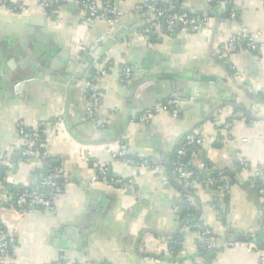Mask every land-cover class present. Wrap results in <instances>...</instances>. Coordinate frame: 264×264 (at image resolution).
Listing matches in <instances>:
<instances>
[{"label":"crops","instance_id":"1","mask_svg":"<svg viewBox=\"0 0 264 264\" xmlns=\"http://www.w3.org/2000/svg\"><path fill=\"white\" fill-rule=\"evenodd\" d=\"M16 1L34 12L17 14L0 6V170H6L7 159L16 164L20 158V125L46 123L52 132L48 159L68 184L50 213L24 218L1 213L16 238L13 264H54L62 255L78 264H264V249L257 244L264 239V198L252 181L257 170L264 176V62L249 52L227 60L218 52L242 30L260 32L264 46V0H237L235 19L226 0L214 7V0H183L181 10L210 17L209 31L196 34L179 25L173 32L154 30L150 12L134 11L146 3L173 6V0H113L127 12L116 26L104 17L84 23L78 0H60L54 16L38 11L41 0ZM119 28L129 35L100 48L105 53L100 58L95 50ZM126 65L147 79L133 90L132 81L122 77ZM97 76L104 97L92 122L86 82ZM191 77L201 79L199 97L183 101L178 116L161 111L145 124L129 120L172 96L188 100ZM22 78L28 83L15 92ZM108 121L104 129L96 123ZM195 131L204 148H190L192 162L210 168L200 169L189 201L194 219L217 244L206 259L198 251V230L181 218L189 191L166 166L156 173L114 156L124 142L130 157L166 162ZM241 160L251 164L249 171L241 170ZM95 161L108 163L112 176L133 181V187L91 183ZM45 167L44 160H25L13 185L36 186ZM218 171L230 177L229 193L209 186ZM227 229L242 238L263 235L224 246ZM173 242L182 246L176 255L168 251Z\"/></svg>","mask_w":264,"mask_h":264},{"label":"built area","instance_id":"2","mask_svg":"<svg viewBox=\"0 0 264 264\" xmlns=\"http://www.w3.org/2000/svg\"><path fill=\"white\" fill-rule=\"evenodd\" d=\"M85 11V17L83 22L88 24L92 20L98 17L107 18L110 26H116V23L127 15V12L120 10L114 4L113 0H78ZM183 0H173V6H163L155 3H146L135 7V12H150L154 21L151 23V27L154 30H160L161 27H165L169 32H173L174 26L179 25L184 28L190 34L203 33L209 31L210 17L207 15H196L185 12L181 9L177 10L181 6ZM232 7L230 9L231 19H235L238 16L236 8L237 0H226ZM60 3V0H41L38 11L43 14H49L54 16L56 14V7ZM0 6L5 10L11 11L17 14L30 15L34 11L25 7L16 0H0ZM222 14L221 11H217ZM262 34L247 33L242 30L240 33L233 36L224 48H218V52L224 59H229L232 55L249 52L256 55L264 62V46L261 43ZM123 80L130 83L133 80L134 70L130 66H123L121 68ZM105 72L101 75L104 76ZM97 78H91L86 82L87 93V106L86 114L90 121H96L95 108L102 101L104 94L97 88ZM180 99L177 96H172L166 101L157 104L155 107L147 109L140 114H134L130 117L132 123L145 124L150 122L154 116L161 111L170 112L173 116H178L180 112ZM243 113L238 112L237 117H242ZM101 129L106 128L109 125L108 122H96ZM60 125V121L52 124L53 130ZM226 128L229 125L226 124ZM21 155L18 162L15 164L7 159L5 161L6 170L4 176L0 178V264H13V255L16 249V238L13 233L9 231L7 222L2 217L3 211L17 212L21 217H26L35 212L50 213L53 211L56 199L62 194L64 187L68 184L62 171L59 167L46 163V175L39 179L36 186L26 185L24 189L20 191H12V185L18 166L28 159L46 160L49 157L48 150L50 146L52 132L49 130V126L46 123H40L34 127H30L25 124L20 125L19 130ZM234 142L236 140H233ZM246 142L247 140H242ZM188 147L194 150H201L204 148V139L198 132H191L187 134L184 147L178 151V156L184 155L185 148ZM126 143L119 145L115 157L126 160L128 163L133 164L141 170H151L158 173L162 168L166 166L165 161H156L149 159H137L128 156ZM174 169L171 171V177L178 180V182L186 190L196 192V183L199 181L200 169H209V165L202 162L199 167L195 165L192 160L186 163L175 161ZM93 173L90 178V182L94 184H104L114 188H132L133 181H124L121 178H117L111 175L109 164L106 162L95 161L92 164ZM240 168L243 171H249L251 164L245 160L240 161ZM198 171V175H197ZM253 183L260 182L259 188H257L258 194L264 198V176L261 171L255 173ZM230 177L221 171L214 172L208 180L210 186L218 187L225 193L230 191ZM43 187L46 189L45 194L38 192V188ZM199 233L198 247L202 249H213L217 247L215 243V236L205 225L198 223L194 226ZM230 230H226V234H230ZM237 242H225L224 246L233 247ZM169 251V249H168ZM169 254H174L172 250ZM54 264H77L70 260L68 257L62 255L59 260Z\"/></svg>","mask_w":264,"mask_h":264},{"label":"water","instance_id":"3","mask_svg":"<svg viewBox=\"0 0 264 264\" xmlns=\"http://www.w3.org/2000/svg\"><path fill=\"white\" fill-rule=\"evenodd\" d=\"M174 28H177V25H175ZM128 35H129V32H125L124 28H119L115 33H113V35L110 38L107 37L105 39V41L101 44V46H99L98 49L95 50V54L97 53V50H99L100 48L102 49V47H103V49H107L116 40L117 41H121V40L125 39ZM101 49H100V51L102 52V54L101 53H99V54L97 53L100 58L103 57V55H105L104 50H101ZM28 80L29 79L25 80V78L20 79L19 82H17L15 84L14 91L18 92V90H20V87H25L27 85V83H28ZM146 80L147 79H146L143 71H140V70L139 71H135L134 70V76H133V80H132L131 85H130V89H132V90L135 89L136 86H138L141 82H144ZM202 80H204V78H202ZM189 82H190L189 86L191 88L190 97H189L188 100L180 99V102H181L180 103V108H182L183 101L194 103V102H196L198 100V97H199V92H198L199 87L198 86H199V84L201 82V79L198 78V77H191V81H189ZM208 176L210 177V174H207L205 176L203 175L202 179L204 177L206 178ZM38 192L41 193V194H45L46 193V189L43 188V187H39L38 188ZM262 235L263 234H261V235L258 234L256 236L242 238L239 235L235 234V232L232 231V232H230V234H228L226 236L225 242H240V241L254 242L256 237L259 238V237H262Z\"/></svg>","mask_w":264,"mask_h":264},{"label":"trees","instance_id":"4","mask_svg":"<svg viewBox=\"0 0 264 264\" xmlns=\"http://www.w3.org/2000/svg\"><path fill=\"white\" fill-rule=\"evenodd\" d=\"M216 2H218V0L217 1L216 0L213 1L212 7H214V5H216ZM224 3L226 4L224 6L227 9V11H230L232 6L230 4H228L227 1H224ZM179 9L180 8H177V10H179ZM185 139H186V137L184 138L183 142L181 143V148L184 147ZM184 152H185L184 155L180 156V159H179L178 153H175L171 158L166 160V167L168 168V170L170 172L174 169L173 164H174L175 161L178 160L180 162L186 163L187 161L192 160L191 153H190V147H188L187 149L185 148ZM44 161L47 164H50V165H53V166H57L56 164H54V162L51 159H46ZM4 172H5V170H3V169L0 170V178L4 176ZM197 175H198V171H197ZM258 183H259L258 185H260V182H258ZM23 189H24V186L12 185V191H14V192H16V191H20L21 192ZM188 191H189L188 194L183 196V206L181 207L180 214H181V218L185 219L188 222L189 225L195 226L196 224L199 223V221H196L194 219L195 208H194L193 203H191L189 201V199H191L193 191H191V190H188ZM257 244H258V248L259 249H264V239L258 241ZM198 245H200L199 241H198ZM170 250H172L174 255H176L182 250V246L179 243H177V242H173L169 246V251ZM214 250H216V248L208 250V249H202L201 247L200 248L198 247V251H199V253L201 255L200 257H203L205 259H206L207 255L210 254L211 252H213Z\"/></svg>","mask_w":264,"mask_h":264}]
</instances>
